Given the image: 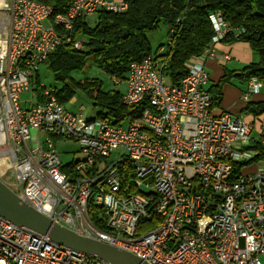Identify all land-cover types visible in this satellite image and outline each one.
Masks as SVG:
<instances>
[{
    "label": "built area",
    "instance_id": "1",
    "mask_svg": "<svg viewBox=\"0 0 264 264\" xmlns=\"http://www.w3.org/2000/svg\"><path fill=\"white\" fill-rule=\"evenodd\" d=\"M125 8L122 1L72 0L54 13L35 0H0V180L53 222L147 264H264V160L243 170L258 162L252 147L264 144V124L210 112L205 61L226 34H238L219 13L209 15L210 45L178 85L157 57L129 65L121 101L145 104L137 119L84 118L82 107L68 111L56 88L44 85L42 103L20 105L49 54L62 44L82 48L77 20ZM248 82L257 94L261 84ZM60 139L77 142L82 160L63 165ZM235 163L244 164L237 173ZM91 207L103 211L106 230L89 221ZM0 264L105 263L0 216Z\"/></svg>",
    "mask_w": 264,
    "mask_h": 264
},
{
    "label": "trees",
    "instance_id": "2",
    "mask_svg": "<svg viewBox=\"0 0 264 264\" xmlns=\"http://www.w3.org/2000/svg\"><path fill=\"white\" fill-rule=\"evenodd\" d=\"M52 6L54 13H65L72 0H35ZM126 8L122 11H98L94 25L87 18L75 22V39H82V49L71 45L58 46L45 61L56 84L57 99L65 105L77 92L89 98L93 106L101 109L107 117L120 123L126 119H137L145 107L144 103L124 105L117 92H103L95 80L77 81L72 73L79 71L86 58L91 57L94 65L110 76L120 80L126 78L128 67L147 56L161 60L162 73L172 85H178L188 72L190 62L201 55L214 36L209 15L219 13L228 26L238 32L226 34L221 43L244 42L252 51L253 60L239 72L225 71L216 86L208 92L210 108L218 107L221 99L220 88L233 79L247 82L251 78L261 84L264 92V0H122ZM167 29V43L164 47L152 49L146 35L155 31L160 23ZM37 75V72H36ZM35 103H42L43 89L39 87L38 75ZM34 103V104H35ZM257 120V126L264 124V101L248 103L242 111ZM99 113V114H100ZM258 151L253 162L264 160V144L255 143ZM251 163V162H249ZM244 166L235 163L234 171ZM88 218L97 230H106L103 211L98 207L88 210Z\"/></svg>",
    "mask_w": 264,
    "mask_h": 264
},
{
    "label": "rangeland",
    "instance_id": "3",
    "mask_svg": "<svg viewBox=\"0 0 264 264\" xmlns=\"http://www.w3.org/2000/svg\"><path fill=\"white\" fill-rule=\"evenodd\" d=\"M96 20V15L88 17L87 21L88 23L93 26L94 22ZM44 25H46L45 22H43ZM167 29L166 25L164 23H160L159 27L149 34L146 35L148 42L150 43V46L152 49H157L159 46L164 47L167 43ZM82 40V39H80ZM83 48V46H82ZM81 48V49H82ZM38 81L39 86L44 85L45 88H51L53 86L59 87L60 84L55 82V78L52 74V72L48 69V67L45 65V63L40 64L38 66ZM36 73L33 72V78L31 82L30 89L28 91H24L19 96V102L22 107H30L32 104H34L37 100V95H35V92L32 91L33 88H35L37 85L35 83ZM72 77L77 80H95L98 81L100 84V88L103 92H117L120 95H123L126 91V83L125 79L121 80L120 83H115L113 80V76L108 75L107 73L103 72L99 68H97L94 63L91 60V57L88 56L86 58L85 64L81 67L79 71L73 72ZM64 107L74 113H78V108L82 107L81 114L84 118L92 119L95 118L101 111V109L97 106H93L91 101L87 96L82 94L81 92H77L74 96V98L66 103ZM219 111L215 108V110H211V115L215 116L218 115ZM254 127H257L256 122L253 123ZM255 132L251 135L252 137L255 136ZM56 152L59 154V157L62 161V164L70 163L72 160L74 162L78 160H82L83 155L79 150V145L77 142L73 140H63L60 139L56 143ZM263 167V164L261 161H258L256 163L249 164L243 168L244 171L246 170H254L257 167ZM150 229V226H146L142 232H146Z\"/></svg>",
    "mask_w": 264,
    "mask_h": 264
},
{
    "label": "water",
    "instance_id": "4",
    "mask_svg": "<svg viewBox=\"0 0 264 264\" xmlns=\"http://www.w3.org/2000/svg\"><path fill=\"white\" fill-rule=\"evenodd\" d=\"M0 216L10 223L47 236L52 242L82 252L105 264H147L134 254L53 222L21 202L0 180Z\"/></svg>",
    "mask_w": 264,
    "mask_h": 264
},
{
    "label": "crops",
    "instance_id": "5",
    "mask_svg": "<svg viewBox=\"0 0 264 264\" xmlns=\"http://www.w3.org/2000/svg\"><path fill=\"white\" fill-rule=\"evenodd\" d=\"M115 1L120 2L122 0ZM214 50V56L206 59L204 64L209 75L207 90L212 86H216L225 71L237 73L254 59L249 45L244 42H233L230 44L220 42L215 46ZM248 83V81L242 82L233 79L231 83L221 86L219 106L211 108L212 112L216 108L219 111L218 115L227 113L234 119L238 118L249 123L256 122L257 124L256 119L242 111L248 103L264 101V92L260 89L257 94L249 93Z\"/></svg>",
    "mask_w": 264,
    "mask_h": 264
}]
</instances>
